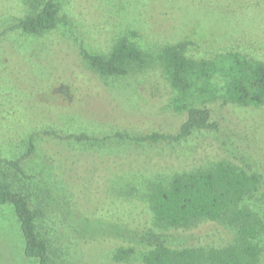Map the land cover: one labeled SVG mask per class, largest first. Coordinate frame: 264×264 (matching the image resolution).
I'll use <instances>...</instances> for the list:
<instances>
[{"label": "rangeland", "instance_id": "rangeland-1", "mask_svg": "<svg viewBox=\"0 0 264 264\" xmlns=\"http://www.w3.org/2000/svg\"><path fill=\"white\" fill-rule=\"evenodd\" d=\"M44 1L0 0V155L17 158L34 140L35 152L24 161L34 177L21 176L16 186L43 211L37 230L49 243L50 264H144L145 245L111 233L114 222L121 229L155 227L149 204L124 190H144L149 180L217 160L249 164L264 176V105L210 103L218 129H197L175 143L114 136L82 142L44 131L100 138L177 131L187 111L174 109L177 92L155 57L163 46L189 39L186 54L195 59L238 50L264 61V0H54L67 25L37 36L2 33ZM121 37L152 55L143 70L104 76L80 54V44L105 54ZM247 204L264 220V178ZM159 229L173 248L219 247L234 238L233 230L210 220ZM121 246L136 251L118 261ZM0 264H38L25 255L8 204H0Z\"/></svg>", "mask_w": 264, "mask_h": 264}, {"label": "trees", "instance_id": "trees-1", "mask_svg": "<svg viewBox=\"0 0 264 264\" xmlns=\"http://www.w3.org/2000/svg\"><path fill=\"white\" fill-rule=\"evenodd\" d=\"M3 30L21 29L33 36L42 35L68 24V16L60 14L54 0H46ZM194 42L189 39L163 46L155 57L160 61L177 95L172 102L175 110L187 111L186 119L175 132L152 131L131 134L116 131L103 138L87 132L66 136L46 130L45 134L78 141H104L110 137L138 143L180 142L195 130L218 129L208 104L264 105V61L253 59L238 50H229L211 58L195 59L186 52ZM81 56L89 66L104 76H122L143 70L152 55L135 46L126 37L117 39L103 54L79 46ZM103 139V140H102ZM35 152L33 138L28 149L17 158L0 155V204L11 205L24 241V253L38 264H50L49 243L37 230L41 208L33 207L30 195L16 186V179L34 177L26 171L24 161ZM229 160H217L206 167L177 172L165 179L149 180L144 190L131 187L128 195L143 198L155 219V227L121 229L113 223L115 235L123 234L148 249L141 253L144 264H258L264 252L260 244L264 236L263 218L247 204L260 189L264 176ZM203 220L218 222L233 230L234 238L222 246H170V235L159 228H190ZM84 221H86L84 219ZM159 227V228H158ZM133 246H121L114 258L125 261L134 255Z\"/></svg>", "mask_w": 264, "mask_h": 264}]
</instances>
